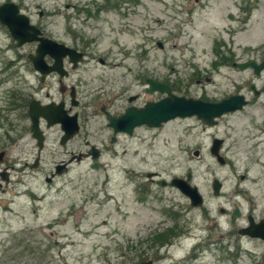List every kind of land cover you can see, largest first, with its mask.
I'll list each match as a JSON object with an SVG mask.
<instances>
[{"label":"rangeland","instance_id":"1","mask_svg":"<svg viewBox=\"0 0 264 264\" xmlns=\"http://www.w3.org/2000/svg\"><path fill=\"white\" fill-rule=\"evenodd\" d=\"M87 1L0 3L19 5L32 24H44L50 37L66 43L64 17L51 14L56 9L63 13L67 5L86 7ZM142 4L128 26L126 20L109 14L113 26L91 20L89 28H75L96 35L90 48L94 55L120 58L112 61L113 67L87 65L88 80L103 76L112 90L126 74L129 94L140 95L141 101L151 98L144 92L147 86L141 85L144 78L171 82L178 95L217 100L247 79L253 78L258 87L264 83V72L257 77L249 69L238 71L231 61L224 64L233 55L238 66L261 61L264 0H143ZM38 11L49 16L40 19ZM34 50V44L16 47L0 24V152L3 84L10 89L17 81L12 74L16 63L9 62ZM122 55L129 58L121 60ZM217 65L224 66L217 70ZM19 71L27 82H36L23 68ZM261 130L264 95L254 105L223 118L215 128L193 118L175 119L158 131L138 129L134 137L120 138L116 144L104 136L109 133L104 124L92 122L80 136L96 133V144L109 148L102 154L100 167L93 169L90 160H83L50 187L44 174L23 172L24 163L31 162L37 152L26 135L0 161V174L6 167L9 173L6 185L0 176L5 189L0 193V264H135L149 259L153 264H264V241L239 233L249 226L250 217L255 223L264 220ZM58 136L59 128L48 131L40 154L43 173L63 158L57 150ZM213 137L224 141L220 155L225 165L210 153ZM188 172L191 185L204 198L201 208H192L178 189L159 184L185 178ZM153 174L158 177H152L151 183L146 175ZM214 179L221 183L218 196L211 189ZM144 188L151 193L140 192ZM28 191L44 198L32 201ZM167 229L175 233L172 245L165 248L157 244L156 236Z\"/></svg>","mask_w":264,"mask_h":264},{"label":"flooded vegetation","instance_id":"2","mask_svg":"<svg viewBox=\"0 0 264 264\" xmlns=\"http://www.w3.org/2000/svg\"><path fill=\"white\" fill-rule=\"evenodd\" d=\"M142 1L143 0H88L86 7H76L75 5L73 7H69L67 5L63 13L56 9V11L51 15H62L65 21V36L68 40L66 43L62 44H64L67 48L74 50L76 54L74 56L66 55L61 58L57 56L46 55L42 59L44 62V69L54 67L56 61L60 59V71L50 72L43 77L42 74L35 69L32 60L29 57L30 54L26 56L19 55L16 58V61L9 62V64L14 62L16 63V66L14 67L15 71L12 74L14 75V79H17V81L14 82V86L10 89L4 88L5 84H3V160H5V158L8 156V151H10V149L16 143L23 141L25 136L28 135L30 140L35 143L37 152L31 162L24 163L23 172H26L27 174H32L33 172L44 174L43 180L50 187L54 184L57 178L65 173H68L74 164L80 163L83 160H90L91 167L96 161L98 163V168L100 167V159L102 154L104 151L109 150V148L104 145L96 144V133L91 135L89 132H86L84 136H80L81 130L86 128V126L90 123L97 122L104 124L105 128L107 129V133L109 132L107 135L104 133V136H106L111 144H116L120 138L134 137L138 129H142L143 131H158L161 130L164 125L169 123L167 122L160 128L138 126L133 129L131 135H128L125 132L115 133L113 128L109 126L110 118H120L130 107L141 109L147 102H156L161 100L165 97V94H161L159 92H154L152 94L147 93V80L151 79L144 78V81L141 85L142 87L147 86V88L144 89V92L150 95L151 98L141 101L140 95L129 94L131 90V84H128V81L125 77L126 74H122L121 77L116 80V89L112 90L108 89L107 83L105 82L107 78H104L103 76L91 80H88L85 77L86 72L84 70L86 69L87 65L94 63L99 64L102 67H113L114 65H112V61L114 59L120 58L110 55H94L90 48L95 46L94 44L97 41L96 35H88L86 32H79L75 30V28H83L84 25L89 28L87 24L91 20H99L102 23L113 26L114 20L110 19L109 14L119 16L120 21L126 20V26H128L131 15L138 13L137 6L143 7ZM18 7L23 12V9L19 5ZM37 14L40 19L44 18L45 16H49L43 11H38ZM34 25L41 32L43 37L54 40L46 33V28L43 26L44 24L36 23ZM29 44H34L36 50L38 42ZM127 58L129 57L122 55L121 60H125ZM228 58H230V60L225 61V66H227V64L231 61L230 65L236 67L240 72L249 69L252 71V74L257 77H259L260 74L264 72V70H261L259 74L256 75L252 67V63L255 65H261L264 55L262 56L260 62H248V65L246 62L245 66H238L236 62H234V55ZM21 63L23 65H19ZM218 63L222 64L223 61L220 60ZM213 65L215 66V64ZM222 66L224 65H217L216 69L220 70V68H223ZM22 68L29 76L36 79L35 83H29L24 80V73L19 71ZM122 79L123 81H121ZM95 80H97V82ZM158 82L169 87L174 95L190 98L188 95H186V93H183L182 95L176 94L178 89L175 87V85L171 84V82ZM252 84L254 88L250 87ZM237 95L244 97L246 105H244L241 110L221 116L216 120L217 123L213 126L205 125L196 117L188 118L196 119L208 128H215L223 118L231 116L237 112H241L244 110V108L257 103L264 95V83L258 87L253 81V78L247 79L244 82H240V84L236 85L229 94L220 100L215 98H207L204 96H201L197 99L218 102ZM131 98H133L132 101ZM31 106L37 111V113V107L40 108L41 112L38 117L39 132L40 136L43 138L41 148L37 146V139L33 137V133L31 132V118L29 114ZM52 110L57 112L59 119H64L67 122L73 116L76 117L78 132L71 139L64 143H62V136L64 135V132L62 130L61 122L48 126V120L44 116L46 113L47 115H50ZM54 128H59L57 150L58 154L63 158L52 163V167L50 166L47 168V172L43 173L41 172L43 169L40 168V154L45 149L48 131L53 130ZM261 131V134H264V130ZM214 139L219 138L213 137L212 142ZM223 143L224 141L222 140L219 151H221ZM92 155H97L98 158L92 160ZM221 157H223L226 163L225 157ZM7 168L8 167L3 169V173L6 174L7 179L6 182L3 180L5 185L9 183V173ZM58 172H60L59 175L57 174ZM146 177H149V180L152 183V177H158V174L146 175ZM161 181L162 180L159 181L160 185ZM1 191L4 193L5 189L2 188ZM140 192L151 193V190L144 188L141 189ZM28 194L32 201H40L44 198V194L36 196L31 191H28ZM220 212L224 213V210L221 209Z\"/></svg>","mask_w":264,"mask_h":264},{"label":"water","instance_id":"3","mask_svg":"<svg viewBox=\"0 0 264 264\" xmlns=\"http://www.w3.org/2000/svg\"><path fill=\"white\" fill-rule=\"evenodd\" d=\"M0 24L6 27L11 39L16 43L18 48L25 44L38 42L34 54H30L29 57L32 60L35 69L40 72L43 77L50 72L60 71L59 66L61 64V60L59 59L56 61L54 67L44 69V62L42 59L44 56L49 55L61 58L66 55L74 56L76 54L74 50L67 48L64 44L43 37L38 28L30 23L29 17L21 13L19 7L15 3L6 2L0 5ZM157 46L159 49H163L162 43L157 42ZM252 67L255 74L258 75L261 70H264V59L261 65H255L252 63ZM147 84V93L152 94L154 92H159L165 94V97L156 102H147L141 109L130 107L120 118H110L109 126L113 128L115 133L125 132L128 135H131L133 129L138 126L160 128L174 119L188 117H196L205 125L213 126L217 123L216 120L221 116L241 110L243 106L246 105L244 97L241 95L232 96L218 102H210L201 99L176 96L171 92L169 87L157 81L147 80ZM250 87L254 88L253 84ZM132 100L133 98H131V101ZM37 110L38 113L31 106L29 114L31 118V132L33 133V137L37 139V146L41 148L43 138L40 136L38 127V117L41 112L38 107ZM44 116L48 120V126L61 122L62 130L64 132L62 143L71 139L78 132L75 116L70 118L68 122L64 119H59L57 112H54L53 110L50 112V115H47L46 113ZM221 143L222 140L214 139L210 152L217 162L223 165L225 164V161L219 153ZM197 154L196 151L195 155L197 156ZM2 157L3 151L0 152V161L2 160ZM97 158V155H92V160ZM92 168H98V163L96 161L92 164ZM57 174L59 175L60 172ZM0 176L2 180L6 182V174L1 173ZM190 180L191 173L188 172L185 179L173 178L170 181V185L177 188L188 198L192 208H201L204 204L203 196L199 193L196 186L191 185ZM161 185L165 186L166 182L162 181ZM211 188L213 195L218 196L221 189V183L217 179H214L211 183ZM235 215H238V212H235ZM239 233L250 238H259L264 241V220L255 223L250 217L249 226L239 230ZM137 264H153V262L147 260Z\"/></svg>","mask_w":264,"mask_h":264},{"label":"trees","instance_id":"4","mask_svg":"<svg viewBox=\"0 0 264 264\" xmlns=\"http://www.w3.org/2000/svg\"><path fill=\"white\" fill-rule=\"evenodd\" d=\"M166 231L168 232H163V234L156 236L157 244H160L161 246H164V247L166 246L168 247L171 245L170 240L174 238V233H175L169 230H166ZM164 237H166V239H164Z\"/></svg>","mask_w":264,"mask_h":264}]
</instances>
